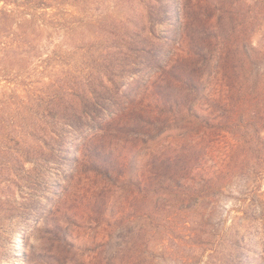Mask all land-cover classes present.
Here are the masks:
<instances>
[{
  "label": "rangeland",
  "instance_id": "1",
  "mask_svg": "<svg viewBox=\"0 0 264 264\" xmlns=\"http://www.w3.org/2000/svg\"><path fill=\"white\" fill-rule=\"evenodd\" d=\"M209 1L157 122L122 112L191 50L180 0H0V264H264V0Z\"/></svg>",
  "mask_w": 264,
  "mask_h": 264
},
{
  "label": "trees",
  "instance_id": "2",
  "mask_svg": "<svg viewBox=\"0 0 264 264\" xmlns=\"http://www.w3.org/2000/svg\"><path fill=\"white\" fill-rule=\"evenodd\" d=\"M180 12H179V32L181 31V41L184 44L187 41H191L188 48L191 50H182L180 54L177 55L170 68L165 67L160 76L155 81L150 83V91L154 96L155 107L154 109H147L145 105L141 109L129 108L124 110L122 114L127 111L137 112V117L139 121L141 119L153 116V118L163 119L162 112L158 109V105H165V98H170L174 95V92L179 93L180 96L184 98L193 97L198 93L197 84L201 85L200 81H205L207 79V71L211 70L210 63L212 61V52L201 62L197 59L199 53H202L211 46V41H203L202 36L210 31L211 24V4L209 0H180ZM194 35V41H192V35ZM182 44V45H183ZM185 46V45H184ZM193 47V48H192ZM211 49V48H210ZM202 57V56H201ZM210 74V73H209ZM192 83H195L196 87ZM190 91L192 92L190 94ZM150 115V116H149ZM121 116V115H120ZM119 117V115H116ZM115 120V119H113ZM143 125L146 124V119L143 121ZM150 125V124H149ZM139 126V125H138ZM140 127V126H139ZM193 149L188 154H193ZM187 158V155L186 157ZM230 166V165H229ZM188 169V174L199 175V170L197 166H190ZM183 171V169L181 170ZM204 172V170H202ZM177 175V174H176ZM218 184L215 179L208 182L209 185ZM22 228V227H21ZM20 230V228H18ZM18 230V231H19ZM24 238V231H23ZM24 244V241H23Z\"/></svg>",
  "mask_w": 264,
  "mask_h": 264
},
{
  "label": "bare ground",
  "instance_id": "3",
  "mask_svg": "<svg viewBox=\"0 0 264 264\" xmlns=\"http://www.w3.org/2000/svg\"><path fill=\"white\" fill-rule=\"evenodd\" d=\"M23 228H20L19 232H18V236H17V241H16V248L20 249L23 247Z\"/></svg>",
  "mask_w": 264,
  "mask_h": 264
}]
</instances>
